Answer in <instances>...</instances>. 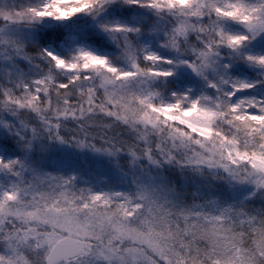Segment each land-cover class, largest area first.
<instances>
[{
  "label": "rangeland",
  "instance_id": "obj_1",
  "mask_svg": "<svg viewBox=\"0 0 264 264\" xmlns=\"http://www.w3.org/2000/svg\"><path fill=\"white\" fill-rule=\"evenodd\" d=\"M23 2L24 5L17 10L16 0L1 1L3 6L0 5V16L5 24L0 26V81L8 79L16 58H25L21 48L34 41L36 35L32 27L35 24L44 25L46 20L34 16V10H43L41 5L45 4L44 0H33L29 4ZM149 11H143L142 19L132 16L126 18L117 13L118 8L115 10L112 5L97 19H91L87 29L102 32L98 22H143ZM225 26L229 30L237 28L231 21H225ZM77 36L73 32L68 33L57 46H45L55 54L66 57L70 63H75V68L63 64L46 73L31 64L23 65L30 77L42 78L39 91L43 97L33 100L32 112L44 111L43 106H46L51 113L90 116L87 106L60 104L53 99V94L50 98L48 96V87L65 77L74 86L88 87L91 84L93 79L86 74L80 79L84 61L76 60L78 52L88 51L98 57L88 62V69L100 76L108 72L111 76L106 80L108 84L121 81L124 90L118 92L116 102L126 106V109H143V115H122L120 118L126 126L137 131L135 125L139 121L145 130L151 128L147 134H144V130L137 131L140 137L152 139L155 133L159 138L158 142L153 139L150 141V145L156 143L155 151L146 147L133 154L131 149H124V153L132 157V162L142 159L144 162L141 163H145L151 172L154 167H149V164L171 161L173 154L170 152L176 150L190 166L189 169L197 172L193 180H201L206 174H220L223 182L228 184L230 193L222 199L215 191L212 193L208 185H203V192L193 194L192 201L187 202L177 193L157 187L156 179L153 178L155 174L152 173H149L151 177L146 175L142 177L143 180H137L136 187H130L99 175L78 177L73 168L48 173L33 163L34 167L29 168L19 182L9 183L0 179V264H48L58 241H71L81 247L76 258L58 264H209L210 260L212 264H255L253 258L247 256L240 247L244 240L243 231L255 235L253 244L259 255L261 242L264 241V228H258L256 224L250 229V218L238 214L242 211L240 205L245 196L250 193V185L264 186V155L252 150L251 136L241 131L237 137L236 130L229 129L227 122L222 124L221 117H209L207 110L178 113L169 109L165 114L148 107L151 101L146 91L147 85L130 72L131 65L135 63L134 58L126 54L116 56L112 51L89 45L83 37L80 39ZM105 57L108 58L107 62H101ZM44 80L47 83H43ZM101 82V79L97 81L98 84ZM21 99L24 101L22 106L28 108V97L22 96ZM39 100H45L46 105ZM1 105L4 106L3 100ZM246 119H253L257 124L264 121V117ZM158 122L169 124L166 133L162 134L163 129L158 131ZM213 136H217V143H211L216 151L211 152L210 149L207 161L202 157L195 159L186 155L197 149L194 140L204 145ZM237 138L239 147L236 145ZM101 152L97 155L107 157L108 151ZM67 154L66 159L69 158ZM109 155L114 156L112 153ZM248 208L250 211L257 209L251 201L248 202ZM11 221L26 231H14L12 227L6 231V227L12 225ZM198 254L203 256L200 263L195 258Z\"/></svg>",
  "mask_w": 264,
  "mask_h": 264
},
{
  "label": "snow or ice",
  "instance_id": "obj_2",
  "mask_svg": "<svg viewBox=\"0 0 264 264\" xmlns=\"http://www.w3.org/2000/svg\"><path fill=\"white\" fill-rule=\"evenodd\" d=\"M115 4L116 0H49L43 10H34V16L70 20L86 14L97 19ZM120 4L151 11V17L136 24L98 22L113 39L115 55L134 58L130 72L147 85L148 107L165 114L169 109L178 113L207 110L209 117H221L222 124L227 122L229 129L236 130L237 137L241 131L248 133L252 150L264 155V121L257 124L246 119L264 117V0H121ZM225 21L237 25L236 30L226 28ZM47 36L59 40L61 33ZM35 59L37 63L46 60L50 72L63 64L76 67L46 47L39 48ZM97 59L88 51L76 54L77 61H84L85 70L89 61ZM107 60L105 57L101 62ZM28 62L16 58L8 79L0 81V100L4 101V107H0V179L9 183L19 182L34 167V148L40 135L32 119L21 118L25 112L35 117L31 105L34 99L43 97L39 91L42 78L29 76L23 67ZM173 77L179 78L169 79ZM73 86L65 77L49 87L48 96L52 88L67 94ZM22 96L28 97V108L22 106ZM236 145L239 147L238 138ZM258 194L264 198V186L250 185L238 213L250 218V229L258 221L264 227V208H248V202ZM253 259L255 264H264V241Z\"/></svg>",
  "mask_w": 264,
  "mask_h": 264
},
{
  "label": "trees",
  "instance_id": "obj_3",
  "mask_svg": "<svg viewBox=\"0 0 264 264\" xmlns=\"http://www.w3.org/2000/svg\"><path fill=\"white\" fill-rule=\"evenodd\" d=\"M1 1L5 2V0H0V5L3 6ZM24 1L29 4L33 0ZM120 1L116 5H113V8L115 10L118 8L117 13L126 18L132 16L134 19H142L144 15L143 11H148L144 9H141L142 11L133 8L129 9V7L125 8L124 6L120 7ZM16 2L18 3L16 4L17 10L21 9L24 5L23 0H16ZM146 16L151 17V12L149 11ZM91 19L93 18L89 15L79 14L70 20L55 21L54 19L46 18L44 25L35 24L32 27L36 35L34 41L25 44L21 48L22 54L25 57L24 59L30 61L28 64L33 65L35 68L49 73V66L46 60L42 59L37 63L35 59L39 54V48L47 45L57 46L58 43L65 39L68 33L72 32L78 35L77 37L80 39L83 37L89 45L116 53V45L107 32L89 31L87 29V24L92 21ZM2 24H5V20L0 16V26ZM50 32H60L61 38L59 40L55 37L49 39L47 34ZM80 72V79L85 77L84 74L90 77L91 80L93 79L91 84L88 87L73 86L67 94L63 90H60L58 93L55 88H52L53 99L57 103H66L74 107L81 106L86 108L87 106L90 110V116L83 114L80 117H75L58 112L51 113L50 110V118H48L43 115L48 110L46 106H43L45 107V109H42L44 111L40 110L35 112L41 119L47 120L45 128L50 131L48 132L47 139L42 140L41 136L38 135L32 164L36 163L43 171L48 173L64 168H73L78 177H94L99 175L103 176L106 180L123 182L124 185L130 187H136L137 180H143V176H148L149 173H152L153 175L155 174L153 178L156 179L155 183L157 187L177 193V195H180L187 202L192 201L193 194L196 195L203 192V185H208L209 190L212 193L215 191L219 198L225 199L229 195L230 190L227 188L228 184L223 182L220 174L217 176L215 174L207 176L206 174L202 176L204 179L201 177V180H193L197 172L189 169L190 166L184 162L183 157H180L179 151L171 150L170 153L173 154L171 161L155 162L154 165L149 164V167H154L151 172L147 170L145 163H141L144 162L141 158V161L132 162V157L128 153H124V149L129 148L131 149V153L135 154L140 150H144L146 147L150 151H155V146H157L154 142L150 145L151 138L145 140L131 127H121L119 124V121L122 120L120 118L122 115H126L127 117L143 115V109L139 107L126 109V106L116 102L118 92L124 89L121 87L122 83L119 80L110 84L106 82L111 77L108 72H104L101 76L99 73L94 74L90 69H84ZM100 79L103 81L101 82L102 84L97 83ZM68 83L70 86L74 84L72 82ZM103 83H106V85ZM48 85H51V83ZM39 101L46 105L45 100L44 102L43 100ZM0 107H4L1 105V100ZM21 118L23 120L32 119L29 112L23 113ZM167 125L169 124L166 122H158V131L167 129ZM215 138L216 140H214ZM147 140L148 142L145 144ZM214 141L217 143V136L211 137L204 145L201 141L194 140L197 149H194L192 153L186 155H191L195 159L202 157L204 161H207L209 159L210 149L211 152L216 151V148L211 145ZM59 144H63V146ZM71 150L73 153H70ZM101 151H108V154H106L107 157L101 158L97 155L102 154ZM66 152H68V159L65 157ZM110 153L114 154V156L109 155ZM151 176L149 175V177ZM251 202L257 209L264 208V198L260 194ZM11 223V226L6 227V231L11 227L14 231H26L24 227H18L15 221H11ZM257 226L258 228H264L260 225L259 221L257 222ZM243 237L244 240L240 246L241 249L247 256L249 255L252 258L258 255L253 244L255 239L253 237L255 235L245 230L243 231ZM191 243L194 244L196 242L192 241ZM195 258L197 263L203 260V256L200 254L196 255Z\"/></svg>",
  "mask_w": 264,
  "mask_h": 264
},
{
  "label": "water",
  "instance_id": "obj_4",
  "mask_svg": "<svg viewBox=\"0 0 264 264\" xmlns=\"http://www.w3.org/2000/svg\"><path fill=\"white\" fill-rule=\"evenodd\" d=\"M81 251V247L71 241H60L52 249L48 264H57L63 260L74 259Z\"/></svg>",
  "mask_w": 264,
  "mask_h": 264
},
{
  "label": "clouds",
  "instance_id": "obj_5",
  "mask_svg": "<svg viewBox=\"0 0 264 264\" xmlns=\"http://www.w3.org/2000/svg\"><path fill=\"white\" fill-rule=\"evenodd\" d=\"M48 2H49V0H44V3H48ZM42 6L43 5H41V9H43ZM45 18H48V17H45ZM49 113H50V109L46 110L43 115L45 117L50 118ZM29 115L32 117V120L34 121V123L38 126V130L40 132L41 139L42 140L47 139L48 138V132L50 131L49 129L45 128V124L47 123V120L41 119V117L39 115H37V114H36L35 117H33L31 115V112H29ZM119 124H120L121 127H126V123L123 120H120ZM135 127H136V130L138 132L141 131V130H144V134H147L149 131H151V128H148V129L145 130L144 129V125L141 122H139V121H137ZM166 132H167V129H164L162 134H164ZM152 139L154 141H156V142L159 141V138L155 135V133H153ZM49 142H54V141H49Z\"/></svg>",
  "mask_w": 264,
  "mask_h": 264
}]
</instances>
